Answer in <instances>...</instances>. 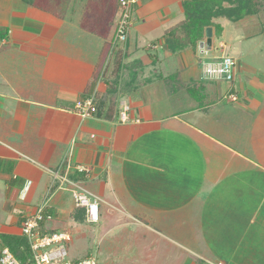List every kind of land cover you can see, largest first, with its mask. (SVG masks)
<instances>
[{"label": "crops", "instance_id": "1", "mask_svg": "<svg viewBox=\"0 0 264 264\" xmlns=\"http://www.w3.org/2000/svg\"><path fill=\"white\" fill-rule=\"evenodd\" d=\"M21 1L26 12L0 20V250L41 203L70 227L91 224L70 208L65 192L79 188L99 198L108 231H150L191 264H264V73L234 57L232 81L208 78L214 33L207 52L173 51L181 0H136L121 71L104 78L116 0H45L59 12ZM104 79L114 115H80Z\"/></svg>", "mask_w": 264, "mask_h": 264}, {"label": "rangeland", "instance_id": "2", "mask_svg": "<svg viewBox=\"0 0 264 264\" xmlns=\"http://www.w3.org/2000/svg\"><path fill=\"white\" fill-rule=\"evenodd\" d=\"M256 1L261 3L256 14L247 15L237 22L224 19L222 20L223 26L221 28L214 26L216 29H211L214 33L212 52L218 54L216 57H223L228 54L239 58L241 68L247 67L253 74L257 75L259 71L264 73V0ZM51 2L59 4V0H51ZM44 3L45 0H42L41 5H45ZM181 3H183V0H181ZM224 4L230 5L229 2L225 3V1ZM86 5L88 8H91L88 3ZM57 6L59 7V5ZM44 7L52 10L56 9L57 12L61 10L60 7L57 8L50 5H45ZM62 8H65L66 13H69L70 8H67V5ZM26 9L27 6L21 0H0V20L10 15L13 10H16V16H18L26 12ZM183 14L181 21L185 18L184 9ZM86 24L91 25L92 22H87ZM2 29L4 28H0V30ZM113 38L114 34L106 47L108 56L104 63V70H106L109 62L110 42ZM201 41L206 43V38ZM220 43H223L224 47H220ZM118 47H122L121 49L123 50L124 44ZM210 48L208 47V50ZM209 59L214 60V57ZM113 74L112 77L117 73L115 74L114 72ZM104 81L108 84V88L104 91L105 93L110 90V87L114 89L115 86L111 84L112 80L104 79ZM65 193L68 196L67 198H69L70 208H72L74 203L76 204L74 202L75 199L72 197L71 192ZM1 199L2 196H0V201ZM63 216L58 215V217L46 219L43 226L59 231L68 230L71 233V241L65 244L68 253L67 259L70 261H77L88 256H93L98 264H191L188 260L194 258L186 255L183 247L174 246L164 240L158 242L152 234H149L150 231L147 236L143 237L141 235L146 234L147 231H108L104 225H97L96 223H82L81 227L79 226L78 228L70 227L65 222L66 219H63ZM197 264L205 263L201 262Z\"/></svg>", "mask_w": 264, "mask_h": 264}, {"label": "built area", "instance_id": "3", "mask_svg": "<svg viewBox=\"0 0 264 264\" xmlns=\"http://www.w3.org/2000/svg\"><path fill=\"white\" fill-rule=\"evenodd\" d=\"M136 0H120L119 13L116 22L114 38L110 42L111 50L119 43L127 40L131 25L132 5ZM202 52L208 51L205 42L200 44ZM110 50V53H111ZM237 61L233 56L225 55L215 57L214 60L204 62V74L208 78L216 80L232 81L237 70ZM235 99L236 96L232 95ZM76 107L80 115L92 117L96 111L94 96L79 99ZM129 106L124 105L120 112L122 121L128 120ZM80 170H84L80 168ZM76 205L84 207L86 217L89 222L97 223L100 221L99 198L83 189L75 188L72 190ZM46 203L39 204L35 210L27 214L21 225L22 234L26 237L29 245V256L23 263L8 246L1 249L0 264H98L93 256H88L81 260L70 261L67 259L66 242L71 241L72 237L67 231H49L42 222L51 218L45 215ZM206 264H224L223 262L208 261Z\"/></svg>", "mask_w": 264, "mask_h": 264}, {"label": "trees", "instance_id": "4", "mask_svg": "<svg viewBox=\"0 0 264 264\" xmlns=\"http://www.w3.org/2000/svg\"><path fill=\"white\" fill-rule=\"evenodd\" d=\"M24 1L34 3L35 0ZM119 1L116 0L117 4H119ZM224 1L225 3L229 2L230 5L224 4ZM182 4L185 18L178 26L170 31L171 35L167 37L169 48L173 51H179L189 46H197L201 40L206 38L208 28L216 29L214 26L222 27L218 20L226 19L237 22L247 15L256 14L261 6V3L256 0H183ZM118 46H115L111 50L107 68L103 72L104 78L109 72H115L116 74L121 71L124 53ZM107 56L108 54L106 52L105 60ZM100 71H96V78L99 76ZM114 92L115 88L108 90L106 93H98L94 96L96 106L95 116L111 118L114 115L116 111V95ZM45 215H53L52 211L49 208L47 209V206L45 208ZM7 243L11 251L25 263L29 256V245L26 237H10L7 239Z\"/></svg>", "mask_w": 264, "mask_h": 264}, {"label": "water", "instance_id": "5", "mask_svg": "<svg viewBox=\"0 0 264 264\" xmlns=\"http://www.w3.org/2000/svg\"><path fill=\"white\" fill-rule=\"evenodd\" d=\"M212 35H213L212 29L208 28L206 32V44L208 47L212 46Z\"/></svg>", "mask_w": 264, "mask_h": 264}]
</instances>
